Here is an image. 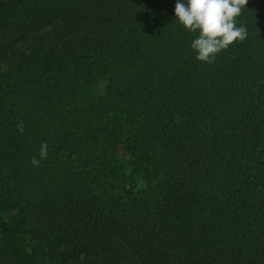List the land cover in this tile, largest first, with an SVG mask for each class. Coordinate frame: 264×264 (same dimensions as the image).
<instances>
[{
  "label": "trees",
  "instance_id": "16d2710c",
  "mask_svg": "<svg viewBox=\"0 0 264 264\" xmlns=\"http://www.w3.org/2000/svg\"><path fill=\"white\" fill-rule=\"evenodd\" d=\"M176 2L0 0V264H264V0L212 63Z\"/></svg>",
  "mask_w": 264,
  "mask_h": 264
},
{
  "label": "clouds",
  "instance_id": "9594fccd",
  "mask_svg": "<svg viewBox=\"0 0 264 264\" xmlns=\"http://www.w3.org/2000/svg\"><path fill=\"white\" fill-rule=\"evenodd\" d=\"M247 4L248 0H177L176 20L188 31L198 32L191 43L198 61L212 63L219 52L246 39L247 29L238 27L236 18ZM17 130L24 132L23 121L18 122ZM38 155L40 159L33 156L30 161L35 167L47 158L46 142L41 144Z\"/></svg>",
  "mask_w": 264,
  "mask_h": 264
},
{
  "label": "rangeland",
  "instance_id": "374dc122",
  "mask_svg": "<svg viewBox=\"0 0 264 264\" xmlns=\"http://www.w3.org/2000/svg\"><path fill=\"white\" fill-rule=\"evenodd\" d=\"M105 78H101L95 83H86L82 87V97L85 103L92 102L104 89Z\"/></svg>",
  "mask_w": 264,
  "mask_h": 264
}]
</instances>
